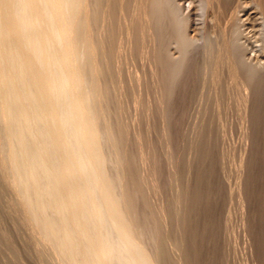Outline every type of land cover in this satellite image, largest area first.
Instances as JSON below:
<instances>
[{"label":"bare ground","instance_id":"bare-ground-1","mask_svg":"<svg viewBox=\"0 0 264 264\" xmlns=\"http://www.w3.org/2000/svg\"><path fill=\"white\" fill-rule=\"evenodd\" d=\"M179 1L0 0V178L12 197L8 205L17 207L21 224L31 231L29 240L43 250L32 244L35 251L47 255L43 261L49 258L44 264H223L232 243L227 227L237 222L228 226L229 215L238 211L235 205L222 207L226 177L222 180L215 148L225 150L220 145L225 134L213 132L217 115L212 113L228 95H221L223 88L234 87L242 110L240 138L246 142V147L236 143L245 147L234 167L237 215L248 255L255 258L261 214L252 186L264 170L257 171L264 150V63L248 56L245 18H240L247 6L237 0L230 3L233 12L226 4L234 0L192 1L199 23V37H193L195 15ZM250 1L259 14L264 53V0ZM229 10L240 19L230 13L234 20L225 19ZM209 12L223 13L218 21L234 25L223 21L232 26L216 30ZM210 24L219 33L212 29L214 37ZM199 60L204 76L197 72ZM192 77H205L211 85L216 110L205 111L209 102L196 98L198 91L191 98L202 100L206 106L199 113L212 114L208 121L216 123L209 129L205 113L197 115L199 122L195 114L197 123L193 128L189 123L187 136L181 128L191 118L187 111L194 100L185 99L186 91L203 80ZM190 83L194 87L188 88ZM184 101L190 105L184 106L189 109L183 122ZM234 107L228 109L232 117ZM215 139L222 141L216 145ZM230 199L224 204L235 197Z\"/></svg>","mask_w":264,"mask_h":264},{"label":"rangeland","instance_id":"rangeland-1","mask_svg":"<svg viewBox=\"0 0 264 264\" xmlns=\"http://www.w3.org/2000/svg\"><path fill=\"white\" fill-rule=\"evenodd\" d=\"M180 1L182 2L181 4H183L182 6H184V10H185V9L190 10V11L186 10V11H188V12H191V10H192L191 13H192L193 15H195V16L192 15V16H193V22H192V24H191V29H190L191 31H190V33H191V36H193V37H199V34H198V33H199V32H198V28L196 27V26L199 27V23H197V24H198V25H197V24H195V21H194L195 18H196V16H197L196 14H197V12H198V9H196L197 6L193 3V2H196V3H197V0H180ZM180 1H179V2H180ZM192 1H193V2H192ZM238 1H239V4L241 5V7L244 8L243 4H244L245 6H247V7H245L247 10H245V12L240 11L242 15H241L240 12H239V14L241 15V16H240V15H239V16H240L241 20L245 18V20H243V22L245 21V24H246V25L243 26V30H244V32H245V36H247V38H248L247 41H249V42H247V44L250 46V50H249V54H248V56H249V58H251V59H252L253 61H255L256 63H257V62H259V63H260V62L264 63V53H263L262 51H260V50H262V49H261V44H260L261 42L259 41L260 38H261V36H260V35H261V31H259L260 29L258 30V27H259V25H258V24H259V20H258V19H259V17H258L257 15H259V14H258V12L256 11V9L253 8L254 6L252 5V2H251L250 0H248V1L251 2V5L249 4V2H248L247 0H242L243 3H241V2H242L241 0H238ZM240 1H241V2H240ZM192 3H193V4H192ZM228 3H229V4H228ZM230 3H233V5H235V4H237V0H234L233 2H230V1L227 2V4H228L229 6H227V4H226V7H227L226 10H228L229 7H230V5H232V4H230ZM247 4H248V5H247ZM233 5H232L231 7H233ZM249 5H250V6H249ZM194 6H195V7H194ZM231 7H230V10L234 8V7H233V8H231ZM253 9H254V10H253ZM195 10H196V11H195ZM230 10H229L228 12L225 11V12H227L226 15H225V12H224V15H225L224 17H226L225 19L229 18V16H231V15L233 16L234 19L237 18V17L235 16L237 13H236L235 15H234V13L231 14V13H232L231 11L234 12V10H231V11H230ZM249 11H250V13H249ZM251 11H252V12H251ZM195 13H196V14H195ZM210 13H211V12H209L208 20H209V18H211V17H212V19H211L212 21L215 20L214 22H212L211 20H210L209 22H212L211 24H212L213 26L216 25V27H215L216 30H217V29H222L223 26H224V28H226V27L228 28V27L232 26V25L227 26L229 23L231 24L232 21L234 20L232 17L229 18L230 20L232 19V21L230 22L229 20H227V21H229V23H227V21H226L224 18H223L222 21H220V20L218 21V19H217V17L219 18V17H220L219 15H221V14H223V13L218 14L217 17L215 16L216 14H215V15L212 14V16H211ZM229 13H230V15H229ZM227 14H228L229 16H228ZM253 14H254V17H253ZM237 15H238V14H237ZM210 16H211V17H210ZM213 16H214V17H213ZM221 16H222V15H221ZM234 16H235V17H234ZM194 17H195V18H194ZM242 17H244V18H242ZM197 18H198V16H197ZM213 18H216L217 21H216V19H213ZM221 18H222V17H221ZM238 18H239V17H238ZM238 18H237V19H238ZM240 18H239V19H240ZM250 18H251V19H250ZM257 18H258V19H257ZM237 19H236V20H237ZM236 20L234 21V23L236 22ZM198 21H199V20H198ZM198 21H197V19H196V22H198ZM223 21H226L227 25H226L225 22H223ZM246 21H247V22H246ZM222 22H223V23H222ZM257 22H258V23H257ZM214 23H216V24H214ZM217 23H221V25H220V24H217ZM255 23H257V24H255ZM211 24H210V25H211ZM232 24H233V23H232ZM252 24H253V25H252ZM212 25L210 26V29H211V33H212L213 35L210 33V31H209V33H210V36L214 37V33H213V31L215 32L216 30L213 29L214 27H213ZM218 25H219L220 28L217 27ZM233 25H234V24H233ZM221 26H222V28H221ZM247 26H248V27H247ZM255 26H256V27H255ZM212 27H213V28H212ZM244 27H245V28H244ZM250 27H251V28H250ZM196 28H197V29H196ZM252 28H253V29H252ZM259 28H260V27H259ZM210 29H209V30H210ZM212 29H213V31H212ZM218 31H219V30H218ZM220 31H221V30H220ZM217 33H218V32H217ZM217 33L215 32V34H217ZM218 34H219V33H218ZM215 36H217V35H215ZM259 37H260V38H259ZM258 41H259V42H258ZM259 46H260V47H259ZM202 62H203L202 60H199V61H198V63H200V67H199V66L197 67V69H198V71L196 70L197 72H199V70L201 69ZM198 65H199V64H198ZM196 71L194 72L195 74H197ZM201 71H203V69H202ZM201 71H200V72H201ZM200 72H199V74L202 73V75L204 76V74H203L204 72H201V73H200ZM193 76H195V75L193 74ZM197 76H200V75H196L195 77L198 78ZM193 78H194V77H192V80H191V81H193V82H196V80L199 81V79H200V80L203 79V80L201 81V83L198 82V85L202 86V88L199 87L197 84L195 85V87L192 85V86L194 87V88H192L191 84H192L193 82L190 83V86H188V88L190 87V88H192V89H194V90L192 91V90H189V89H188L189 92H188V90L186 91V92L188 93V95L185 93V94H186L185 99L187 98V96H190V98H191V95H193V94L196 95V94L199 92L200 94L198 93L195 97L197 98L198 96H200V97L202 98V100H203V98H204V100H203L204 102L206 101L205 99H207L206 102H209V103H206V104L209 105L210 107H209V106H206V105H202V104H203L202 100H199L200 103H199V101L197 102V101H196L197 99L194 100L195 97H194V99H193V96H192L191 99L194 100V101H193V105L191 104V105H192V106H191L190 104H187V103H186L187 101H184V105H183V110H182V111H185V112L182 113V114L184 115V114L186 113V110L189 109V107H188V109L186 108V110H185V109H184V106H185L186 104H187L188 106L190 105V107H192V109H191V108H190V109L192 110V112H193V110H194L195 113L193 112V113H194V115H193V113H192L191 110L189 109V110H190V113H189V110L187 111V113L190 114V115H187V116H191V118L193 119V116H195V114H196L195 118H198V122H199V120L201 119L200 116H202L204 113H205V118H207V117H206V114H207L209 111H212L213 107L216 106V102H215L214 100H211V99H213V93H212V90H211V85H208V86H207L206 80H204L205 77H204V78L202 77V79H201L200 77H199V79H193ZM194 80H195V81H194ZM203 81H204V83H203ZM207 82H208V81H207ZM196 83H197V82H196ZM199 83H200V84H199ZM202 83H203V84H202ZM208 83H209V82H208ZM193 84H194V83H193ZM201 84H202V85H201ZM209 84H210V83H209ZM204 85L206 86V88H207V87L210 88V89L207 88V90H209L210 92H208V91L206 90V88L204 87ZM196 87H197V88L199 87L198 90H197ZM195 88H196V89H195ZM202 89H203V90H202ZM204 89H205L206 91H204ZM223 89L225 90V92H224V90H223V93H224V94H221V95L224 96V95L228 94V95H230V96H229L230 99H228V97H227L228 95H227V96H224L226 100H225L224 98L221 99V100H223L224 103H223L222 101H219L220 104H218L219 106H216V107H217V108H216V109H217L216 113H212V112H210V113L213 114V116H214V115H217V118H218V119L214 117V118H215V121L217 122V126H216V124H215L216 122L214 123V121H211V122H213V124L211 125V122L208 121V120L211 119V118L209 119L210 115H211V117H212V119H213L212 114H208L209 117L207 118V120H206V119H205V120H206L207 124L210 125V126H209V129H211V127L214 126V124H215L214 127H217V128H219V129L221 128L220 130L224 129L225 126H227V127L229 126L228 128L226 127L223 131H220V130L218 131V129H216V128L213 127V132H215L216 134H217L218 132H220V133L223 132V133H221V134H225V135L227 134V135H230V136H229V139H226V140H228L227 143H228L229 141H230L229 144L231 143L230 145H229V144L227 145V143H226V144H225V147H224V143H225L224 141H226V140H225V135H224V140H223V139H222V138H223V135H221V134L219 133V134H220L219 136L222 137L221 139L223 140V142H221L222 140L220 141L221 143H220V142H217V140L215 139V140H216L215 144H216V145H217V144L219 145V143H220V145L222 144L221 147H223L225 150L222 151L223 149H222V150H221V149L218 150V149L215 148V153L218 154V155L216 154V156L218 157L217 160H218L219 162H218V161H217V162H218V165H219V169H221V170H220V171H221V174H222V176L224 175V176L226 177V179H225L224 176L222 177V180H223V179L226 180V181H225V180L222 181V182H225V185H226V186L224 185L225 188L227 187V188H226V191H228V192H226V191H225V192H226L227 194H228L230 191L232 192V193L230 192V193H231V196H230L231 199H230V198H227V195H225L226 193L224 192L222 207H224L223 209L226 210V209L228 208V207H227V204H228V205L230 204L229 207L232 205V206L230 207V209L233 208V206L235 205L234 208L236 207V209H235L234 211H238V212H234L233 215L230 213L232 216L229 215V222H231V223L228 222V226H229V224L232 225V224L235 223L236 221H237L238 223L236 222V223L234 224V227H233V225H232V227H231V226H230V227H227V233H228V235H227V234H226V235H227V237L230 236V240H231L230 242H229V240H228V243H231V242H232V243H234V242L236 243V242H238V245H239V242H240V243L242 242L239 246H238V245L235 246V244H232V243H231V246H229V245L226 246V249H225L224 251L227 250L228 252L226 251V253H225L224 255L227 256V259L224 257V260H223L224 262H223V264L225 263V261H226L225 264H230V262H231L230 260H232L231 263L235 262V263H233V264H239L240 261H242V260H243V261H242L240 264H249V263L251 264V262H252V264H260V263H261V264H262V263L264 264V246H263V245H264V227H263V225H264V217H261V215L264 216V213H262V210H263V212H264V178H263V176H264V170H263V169H264V165H263V163H264V162L261 163V161H264V156H263V158H262V154L264 155V152H263V151H264V150H263V148H264V147H263V146H264V142H263V141H264V131H263V135H262V136H263V137H262V142H263L262 145H263V146H261V147H263V148H260V150H263V151H259V152H260L259 156H260L261 159H263V160L260 159L261 161H260V160H259V161H260V164L263 165V167H262L261 165H260V167H259V166L257 167V168H258L257 171L261 170L260 168H262V170H263V176H262V175L259 176V177H262L261 179H259V178L257 177L258 174H256V175H257L256 178L259 179L258 181L261 180L262 182H261V181H260V183H259V182H255V183H256V186H255V184H253V186H252V190L258 191V192H255V191H253V192H255V193H254L255 196L257 195L255 198H257L258 201L260 200V202H257V201H256V202H257L256 212L259 211L258 213L261 214V215L259 216V217H260V220H259V221H260V222H259V223H260V224H259L260 226L257 227L258 230L260 229V235H259L260 237H258V239H257L258 241L256 242V243H257V246H258V247H257L258 249H257V251H256V255H255V258H256V259H255V258L252 259V258L248 255V252H249L248 249L246 250L247 245H245V240L243 241V239H244V234H243V231H242V228H241L240 217H239V216H240L239 203H237L238 198H237V195L235 194V193H236V188H235V187L237 186V183H238V181H236V180H237V169H235V168H237V166H238L239 159H240V157H241V155H242V152L244 151L243 148L246 147V142L244 141L245 139L243 140L242 138H240V137L243 136V130H242V125H241V123H242V119H241V118H242V117L240 118V116H239L240 114H242V110H241L240 105L237 106V104H238L237 101H234V99L237 100V99L239 98V97H238L239 94H238L237 96H234V95H236V93H238V90H236L235 87H234V89H233V88L228 89V90H230V91H228L226 88H223ZM232 89L235 90L236 92L233 91ZM200 90L203 91V92H201ZM191 91H192V94H191ZM197 91H198V92H197ZM232 91H233V92H232ZM193 92H197V93H193ZM204 92H206V93L208 92V93L205 95ZM227 92H230V94L227 93ZM231 92H232V93H231ZM263 92H264V91H263ZM225 93H226V94H225ZM234 93H235V94H234ZM203 94H204V95H203ZM211 95H212V96H211ZM223 96H221V97H223ZM200 97H198V99H199ZM208 97H209V101H208ZM210 97H211V99H210ZM226 97H227V98H226ZM231 97H234V98L232 99ZM237 97H238V98H237ZM263 97H264V96H263ZM190 98H187L186 100L189 101ZM224 100H225V101H224ZM231 100H232V102H231ZM226 101H227L228 103H227ZM196 102H197V105H196ZM225 102H226V103H225ZM230 102L232 103V105H234V106L236 105V107H238V108H236V107H234V106H232V105H229V104H231ZM234 102H235L236 104H233ZM238 102H239V99H238ZM189 103H191V102L189 101ZM210 103H211V105H210ZM213 103H215V104L213 105ZM221 103H222V105H223V104H225V105L222 106ZM194 104H195V105H194ZM198 104H199V105H198ZM201 105H202V107H201ZM226 105H228V106H226ZM193 106H194V107H195V106H196V107L199 106V109H196V108H194ZM203 106H206V108L203 107ZM185 107H187V106H185ZM221 107H222V108L224 107L226 111H227L230 107H231V108L229 109L230 111H233V110H232V107H234L235 109H238V110H235V109H234L236 113H234V114L232 113V114L235 115V116L238 115L237 118L239 117V120H240L241 122H240L238 119H235V120H234L233 118H234L235 116L232 117V115H231V113H230L229 110H228L229 112H228V111H227V112L225 111V112L227 113V114H226V113L224 112V109H219V108H221ZM226 107H227V108H226ZM197 108H198V107H197ZM200 108H205V111H206L207 113H206L203 109H202L203 112L201 111L202 113H199V110H201ZM239 108H240L241 111H239ZM206 109H207V110H206ZM216 109L214 108L213 110H216ZM195 110H197L198 113H196ZM208 110H209V111H208ZM220 110H223V113H222V111H221V113H220L221 115H219V113H218V112H220ZM213 112H215V111H213ZM233 112H234V111H233ZM187 113H186V114H187ZM191 113H192V115H191ZM224 113H225L226 115H225ZM229 113H230V114H229ZM238 113H239V114H238ZM263 113H264V112H263ZM199 114H200V116L198 117L197 115H199ZM201 114H202V115H201ZM222 114H224V115H223L224 117H221V118H220V116H222ZM227 115H228V117L231 116L230 118H232L234 121L238 120V122H240V123H238L237 121H236V122H237L238 124H240V125L236 124L234 121H233L231 124H230V123H226L227 120H228V122H231V121H232V119L229 120V118L226 117ZM184 116H185V115H184ZM184 116H182V118H183ZM203 116H204V115H203ZM225 117L227 118V120L224 121V124L222 123L223 126L221 127V126H220V125H221V120H222L223 118L225 119ZM186 118H187V117L185 116V117L183 118L184 120H182V119H181V120L184 122V121L186 120ZM191 118L188 117V119H187V120L189 121L188 124H184V123L187 122V120H186L184 123L181 122V124L183 123V125H184V126H183V127H184V130H182V128H181L182 135L186 132V135L189 136L190 133H191V131H192V128L195 126V122H196L197 120H195V121H194V119H193V120H189V119H191ZM235 118H236V117H235ZM212 119H211V120H212ZM220 119H221V120H220ZM224 119H223V120H224ZM263 119H264V118H263ZM213 120H214V119H213ZM191 121H192V123H194V125L191 123ZM222 122H223V121H222ZM189 123L192 124V125L190 124V126H191L192 128L189 127ZM196 123H197V122H196ZM225 123H226V124H225ZM181 124H180V125H181ZM219 124H220V125H219ZM229 124H230V125H229ZM232 124H236L235 127H236L237 129H235V128L233 127L234 130H232V129H231V128H232ZM186 125H187L189 128H191L190 131H187V128H188V127L185 128ZM237 125L240 126V127H238ZM219 126H220V127H219ZM181 127H182V126H181ZM207 127H208V126H207ZM189 128H188V130H189ZM238 128H239L240 131H242V133H241L240 131L236 133L235 130L238 131ZM240 128H241V129H240ZM226 129H228V130H226ZM185 130H186V131H185ZM263 130H264V129H263ZM183 131H185V132H183ZM210 131H211V130H210ZM216 131H217V132H216ZM224 131H225V132H224ZM226 131H227V132H226ZM228 131H229V132H228ZM233 131H235V133H233ZM211 133H212V131H211ZM239 133H240V134H239ZM188 134H189V135H188ZM231 134H232V135H231ZM241 134H242V135H241ZM217 135H218V134H217ZM217 135L214 134L213 137L216 136L217 138L220 139V137L217 136ZM227 135H226V136H227ZM240 135H241V136H240ZM213 137H212V138H213ZM227 137H228V136H227ZM227 137H226V138H227ZM231 137H232V138H231ZM235 137H236L238 140H237V139L234 140ZM214 138H215V137H214ZM243 138H244V137H243ZM230 139H231V140H230ZM213 140H214V139H213ZM231 141H233L235 145H234ZM236 141H237V142H236ZM240 142H241V143H240ZM236 143H239L240 145L243 144L242 146H245V147L242 148V146H239V144L237 145ZM232 144H233L234 146H233ZM244 144H245V145H244ZM216 145H215V147H216ZM226 145H227V146H226ZM231 145H232V147H231ZM228 146H230L231 148L228 147ZM235 146H237L238 148L236 149ZM233 147H234V148H233ZM217 148H218V147H217ZM229 148H230V149H229ZM232 148H233V149H232ZM239 148H242V149H239ZM234 150H235V151L240 150V151H238L239 153H236V152H234ZM228 151H229V152H228ZM230 151H231V152H230ZM241 151H242V152H241ZM220 152H221V153H222V152H226L227 155H228V154H230V155L227 156L225 153H223V155H224V156H223ZM233 152L235 153V155H237L236 157H235V155H234ZM231 154H233L234 156L232 157ZM219 156L222 157V160H219V158H220ZM225 156H226V158H227V160H228L227 162L225 161V159H226ZM224 158H225V159H224ZM235 158H237V161H236ZM220 159H221V158H220ZM223 159H224V160H223ZM233 159H235V161H232ZM230 160H231V162H230ZM221 161H222V162H226V165H227V166L224 165V164H221V163H222ZM233 162H234L235 164H234ZM228 163H229V164H228ZM232 163H233L234 166L232 165ZM223 165L225 166V168H224ZM229 166H230V167H229ZM235 166H236V167H235ZM226 167H227L228 169H226ZM234 167H235V168H234ZM232 168H233L234 171H232ZM223 169H226L227 171H226V170H223ZM229 169H230L232 172H231ZM262 170H261V172H260V171H259V172L262 173ZM225 171H226V172H225ZM233 172H234V173H233ZM225 173H228V174H225ZM260 173H259V174H260ZM228 175H229V176L231 175V176L228 177ZM0 176H1V174H0ZM233 176H234V178H236L235 180L233 179L235 182H232V180H231V177H233ZM1 177H2V176H1ZM227 178H229V180H227ZM2 180H3V179L0 178V191H1V192H0L1 196H0V197H1V200L4 199V201H3V200H2V201L0 200V205H1V206H0V264H44V261L46 262L47 260H49V258L47 257L48 259H47V260L44 259V261H43L42 258H44V257L47 256V255L44 254V255H45V256H44V255L42 254L43 252L41 253V252H39V251H35V250H38V249H41V248H39V247L36 246V244L34 243V240L31 239V237H30V240H29V236H32V235H31V231L29 230L28 226H26L25 223H22L23 225L21 224V221H20V219H19V217H18V214H19V216H20V213H18L19 211L16 210L17 207H14L15 205L12 206L13 204H12V205H8V203H7V202H9L8 199H9V198L12 199V197H8V196H11V194H7V193H8V190H7V192L5 191L7 188H4V187H3V185H5V183H4V181H2ZM228 181H229V182H228ZM256 181H257V180H256ZM226 182H227V183H226ZM236 182H237V183H236ZM218 183H219V182H218ZM231 183H232V186L229 188L228 186H230ZM234 183H236V185H235ZM257 183L260 185V186H259L260 188L257 187V185H258ZM229 184H230V185H229ZM227 185H228V186H227ZM233 185H234V186H233ZM1 187H2V188H1ZM253 187H255V189H253ZM256 187H257V188H256ZM228 188H229V190H228ZM232 188H233V189H232ZM234 188H235V189H234ZM231 189H232L233 191H232ZM256 189H257V190H256ZM258 189H259V190H258ZM260 190H261V191H260ZM2 191H3V192H2ZM259 191L261 192V194H260ZM233 192H234V193H233ZM2 193H3V195H2ZM9 193H10V192H9ZM258 193H259V195H258ZM262 193H263V194H262ZM234 194H235V195H234ZM7 195H8V196H7ZM229 195H230V194H228V197H229ZM261 195H262V197H261ZM5 196H6V197H5ZM2 197H3V198H2ZM7 197H8V199H7ZM234 197H235L234 200L236 201V204L233 203V202H235V201L233 200ZM258 197H260V199H259ZM5 198H6L8 201H6ZM224 198H226V199H224ZM227 199H230V201H231V200H233V201H231L230 203H229V202L227 203V201H229V200H227ZM257 199H256V200H257ZM261 199H262V200H261ZM225 200H227V201H226V204H224V203H225ZM10 202H11V201H10ZM10 202H9V204H11ZM12 202H13V201H12ZM2 203H3V204H2ZM6 203H7V204H6ZM258 203H259V204H258ZM224 205H226V206H224ZM236 205H237V206H236ZM7 206H12L14 209L16 208V209H15V211H16L15 214H14V209H13L12 207H10V208H9L10 211H9V209L7 208ZM260 206H261V207H260ZM11 208H12V211H13V212L11 211ZM234 208H233V209H234ZM230 209H228V210L230 211ZM231 210H232V209H231ZM230 212H233V211H230ZM16 213H17V214H16ZM237 214H239V216H238ZM235 215H236V217H237V216H238V217L236 218ZM230 217H231V218H230ZM20 218H21V217H20ZM233 221H234V222H233ZM261 223H262L263 225H262ZM4 226H5V227H4ZM237 226H238V227H237ZM6 227H7V228H6ZM5 228H6V229H5ZM4 229H5V230H4ZM234 229H235V230H234ZM237 229H239V230H237ZM236 230H237V231H240V230H241L240 232H241V235H242V236L239 235L240 232H239V234H238V232H237ZM231 231H235L236 234H235V233L233 234V232H231ZM27 232H28V234H29V232H30V234L28 235ZM231 233H232L233 235H235V236L231 235ZM5 234H6V235H5ZM7 234H8V235H7ZM229 234H230V235H229ZM237 235H238V236H237ZM231 236H233L232 239H231ZM239 236H241V237L239 238ZM237 237H238L239 239H241L242 241H239V239H235V238H237ZM7 238H8V239H7ZM32 238H33V237H32ZM228 238H229V237H228ZM233 238H234V240H233ZM242 238H243V239H242ZM261 238H262V239H261ZM260 239H261V240H260ZM236 240H237V241H236ZM259 240H260V241H259ZM233 241H234V242H233ZM32 242H33V243H32ZM261 243H262V244H261ZM32 244L34 245V247H36V248H38V249L34 248ZM236 244H237V243H236ZM243 245H245V246H243ZM232 246H233V247H232ZM237 246L239 247L238 249H237ZM15 247H16V248H15ZM231 247H232V248H231ZM235 247H236V248H235ZM12 248H14V249L12 250ZM241 248H242V249H241ZM17 249H19V250H17ZM231 249H232L233 253L229 251V250H231ZM236 249H237V250H236ZM239 249H241V250L244 249L245 252H244V251H241V252H240ZM259 250H260V251H259ZM262 250H263V251H262ZM19 251H20V252H19ZM41 251H43V250L41 249ZM236 251H239V253H238V252L236 253L237 256H236V254H234V252H236ZM261 251H262V252H261ZM14 252H15L17 255H16ZM18 252H19V255H18ZM229 252H230V253H229ZM44 253H45V252H44ZM227 253H228V254H227ZM240 253H241L242 256L239 255ZM41 254H42L43 257L40 256ZM226 254H227V255H226ZM229 254H230V256H232L231 258L228 257ZM244 254H245V255H244ZM38 255H39V256H38ZM238 255H239L240 257H238ZM17 256H18V257H17ZM235 256H236V258H238V259H236V258H235V259H236V260H239L238 263H237V261L234 259ZM246 256H247V257H246ZM40 257H41V258H40ZM248 257H249V259L251 260V262H248V261H249V260H248ZM17 258H18V259H17ZM239 258H240L241 260H240ZM262 258H263V259H262ZM41 259H42V260H41ZM225 259H226V260H225ZM245 259H246V263H245V261H244ZM228 260H229V261H228ZM252 260H253V261H252ZM260 260H262V261H260ZM227 262H228V263H227ZM243 262H244V263H243ZM47 263H48V262H47ZM49 263H50V261H49ZM49 263H48V264H49ZM50 264H51V263H50Z\"/></svg>","mask_w":264,"mask_h":264}]
</instances>
